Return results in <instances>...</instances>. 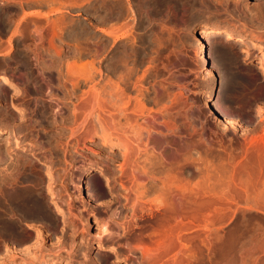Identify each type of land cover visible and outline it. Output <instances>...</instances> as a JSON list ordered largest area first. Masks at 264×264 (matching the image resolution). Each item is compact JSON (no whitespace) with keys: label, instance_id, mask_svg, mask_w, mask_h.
Masks as SVG:
<instances>
[{"label":"rangeland","instance_id":"rangeland-1","mask_svg":"<svg viewBox=\"0 0 264 264\" xmlns=\"http://www.w3.org/2000/svg\"><path fill=\"white\" fill-rule=\"evenodd\" d=\"M262 54L264 0H0V171H31L15 138L59 168L47 261L264 264Z\"/></svg>","mask_w":264,"mask_h":264},{"label":"bare ground","instance_id":"bare-ground-1","mask_svg":"<svg viewBox=\"0 0 264 264\" xmlns=\"http://www.w3.org/2000/svg\"><path fill=\"white\" fill-rule=\"evenodd\" d=\"M259 1L260 0H256V2H259ZM217 38H220L221 40H224V41H234V38H236V35L231 30H220V29H214V28L207 29V30H205L203 32L202 39H200V44L198 46L199 49L200 48L201 49L204 48L205 47L204 46L205 43L209 44V43L213 42ZM257 40H260V39H258V38H256V39L253 38L251 40L250 39H241V43H242L241 44L242 45L241 46V50L242 51H246L248 54L251 53V48L250 47H254L255 45H257V43H256ZM197 55H199V54H197ZM202 58H204V63H206V58L204 56H202ZM200 59H201V57H200ZM260 59H262L261 60L262 61L261 63H264V54L261 55V58ZM211 69H212V67L210 69H208L209 70V71H207L208 72L207 73L208 75L209 74H212L213 71ZM0 88H7V89H9L10 91H13V92L14 91L15 92H20L21 91L20 84L17 81L13 80L7 74L1 75V77H0ZM205 96L207 97V99L206 98L205 99L208 102L209 99H210V97H211V95L205 93ZM19 100H21V99H19ZM209 104L210 103L208 102L207 103V106H209ZM17 106H20L19 111H20V113L22 115L25 114V116H26V114L29 113L27 111V108L24 106V104L22 102H20L19 105H17ZM15 109L17 110V107L16 106H15ZM216 110H218V109H216ZM12 113L14 114V112H12ZM6 114H7V111H6ZM8 115H9V113H8ZM6 117L7 116H5L4 119ZM12 117H14V116H12ZM10 119H12V118L10 117ZM227 120H228V118H227ZM230 120L232 121V118ZM228 122H229V120H228ZM5 123H7V122H5ZM235 125H233V127ZM4 128H2V127L0 128V134L6 128H8V127H6L5 129ZM235 129H236V127H235ZM237 131H238V129H237ZM261 139H262V142H264V137H262ZM14 143H15L14 144L15 147H14L13 144L10 143V141H8V144L6 142V144H7L6 152H10V154H11V153L14 152L15 148H17V146H19L20 152H21L20 153V156L22 157L21 154H23L25 156V160H23V163L25 162L24 164H27V165H24L23 163L22 164L24 166H30V167H28L29 169H27V170H31L32 172H34V175L35 176L31 174L32 173L31 171H28V172L26 171L27 173L22 174L19 171V169L22 168L21 167L22 166L21 164H20L21 165L20 168H18V171L19 172L18 171L16 172L15 170H14V172H11L12 169L10 170L8 167H6V168H8L10 171L9 170L6 171V169H5L6 172L1 173V171H0V255H1L0 256L1 257L0 264H47V263L48 264H58L57 261H56L57 259L56 260L49 261V262L47 261L48 258H51L52 259L53 256L55 258L56 257H60L61 256L60 255L61 253H59L58 250L55 251L56 248H53L52 247L53 248L52 249L50 246L47 245V240H48L47 239V236L51 235V232H50V229H49V226L51 224L48 223V222H49L50 218L53 217L52 210H55V209H52V206L50 205V197H49L48 194L51 193V195H53V198L55 197V200H56V198H58V196H57L56 193H54V188L51 185H47L46 186V181H48L49 184L54 183V182H50V180H51V177L52 176L53 177L54 176H58V169L59 168L55 165V163H46L44 165L41 164V166L38 167L39 164L37 162H40L42 160L41 157L38 154L33 153V152H30L26 148L22 147V144H20V140L18 142V138H15V142ZM17 153H19V151ZM13 157H14L13 159H15V157H16V160L18 161V159H17V157H19L18 155L17 156H13ZM22 158H24V157H22ZM13 159L11 158V161ZM16 160H15V163H14V161L12 163L16 164V162H17ZM5 163H6V161H5ZM8 163H6V164H8ZM253 164L250 167H252ZM9 165H13V164H9ZM255 165L256 164H254V166ZM258 165H259V163H258ZM31 166H35L34 169H36V173H35L33 167H31ZM12 168H14V167H12ZM253 168H255V167H252V169ZM15 169L17 170V168H15ZM21 171H23V170H21ZM23 172H25V170ZM254 172L255 171H253L252 173H254ZM247 174H249V173H247ZM82 176L83 175H81V177L79 178V187H81V184L84 182V178H82ZM56 178H58V177H56ZM23 180H25V181L28 180L29 182H25ZM59 194H60V192H59ZM263 195H264V193L262 194V196ZM90 196H91V194H90ZM51 199H52V196H51ZM61 204H62V202H61ZM62 205H64V204H62ZM62 205H57V203H56L57 210L60 213L63 214V215H61V221L65 224L67 217L64 216L63 210L65 208H64V206L62 207ZM57 210H56V214H57ZM53 213L55 214V211H53ZM54 218L56 220V218H58V217H54ZM29 220H32L31 221L32 223L31 222L30 223L29 222L27 223V221H29ZM37 222L39 223L38 224L39 226H36V224H34V223H37ZM23 224H25V225L28 224V226H30V227L32 226L33 228H36L37 227V230L34 233L35 235L32 236L31 233H29L27 231V229L23 226ZM74 232H76V231H74ZM247 232L248 231L244 230V226L243 225H238L237 228H236L235 235L236 234L237 235H239V234L240 235H243L244 233H247ZM30 237H33V242L36 244L35 249L34 248L33 249L34 250H37L40 253L39 254H36V252H35V254L33 253L34 255H32L31 258H29V256H28V259L29 260L24 256L25 258L22 257L21 261H19L18 260V258H19L18 256H20L21 254L23 256L24 255V252H27L28 249L26 247L25 250H27V251H23V252L20 253V250L22 248L20 246L17 247L18 246V243L17 242L25 241V240L29 239ZM85 242H86L87 245L89 244V242H87V241H85ZM72 245L73 244H71V247H73ZM103 246H104L103 243H101L99 241V244L97 245V247H103ZM58 247H60V246H58ZM81 247H83V246H81ZM89 247H90V245H89ZM23 248H24V246H23ZM84 248L85 247H83L81 249L84 250ZM85 249H87V247ZM31 250L32 249H30V251ZM72 250H73V248H72ZM89 250L88 251H86V250L82 251L81 252V256L82 257L81 256L80 257L84 259V261L86 262V263L84 262L85 264H97L95 262L97 260H95L93 258L92 259L89 258V256H88ZM32 252H34V251H32ZM19 253H20V255H18ZM28 255H29V253H28ZM62 256H64V255L62 254ZM64 258H65V256H64ZM76 260L77 259L75 258V261L74 262H76ZM67 264H69V263H67Z\"/></svg>","mask_w":264,"mask_h":264}]
</instances>
